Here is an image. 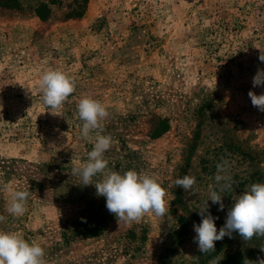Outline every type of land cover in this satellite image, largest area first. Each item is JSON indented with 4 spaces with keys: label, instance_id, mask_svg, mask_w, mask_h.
<instances>
[{
    "label": "rangeland",
    "instance_id": "rangeland-1",
    "mask_svg": "<svg viewBox=\"0 0 264 264\" xmlns=\"http://www.w3.org/2000/svg\"><path fill=\"white\" fill-rule=\"evenodd\" d=\"M60 1L45 20L31 8L0 10V231L40 244L47 264H223L239 247L264 258V238L233 233L206 254L193 241L222 157L236 184L223 211L208 201L218 231L235 196L264 183V112L248 96L264 93L252 85L264 69V0H88L79 18L67 17L74 0ZM49 69L75 79L59 115L41 102ZM86 96L109 113L108 169L156 178L165 216L118 224L95 186L72 174L95 140L80 136L77 104ZM185 175L196 177L194 193L174 186ZM4 185L30 193L24 215L5 211ZM95 210L105 215L102 235L66 240V228Z\"/></svg>",
    "mask_w": 264,
    "mask_h": 264
},
{
    "label": "clouds",
    "instance_id": "clouds-1",
    "mask_svg": "<svg viewBox=\"0 0 264 264\" xmlns=\"http://www.w3.org/2000/svg\"><path fill=\"white\" fill-rule=\"evenodd\" d=\"M259 60L264 62V50H260ZM252 85L254 88L264 87V69L257 70ZM38 88L42 104L54 114L75 92L76 84L75 79L65 72L49 69L42 73ZM248 96L252 105L264 112V93L257 95L250 90ZM77 116L82 121L81 139L88 140L94 134L95 140L92 150L87 153V160L74 166L72 174L80 178L83 186H95L96 195L106 198V208L114 214L118 224L120 221L138 222L148 213L165 216L168 212L167 192L156 178L135 170L121 174L108 169L105 153L111 148L113 140L110 135L102 134L103 121L109 116L106 106L86 96L77 104ZM230 168V162L222 157L216 164L214 182L208 185V199L198 210L201 222L193 226L196 233L193 241L202 254L216 251L215 242L225 236L232 238L233 233H238L245 242L253 237L264 238V183H253L245 188L243 194L236 195L224 225L217 230L215 220L218 217H213L208 211V201L218 204L220 211L225 209L223 197L234 192L233 185L236 184ZM97 176L100 178L93 183V178ZM195 185L196 177L190 175L174 181L175 187L187 193H194ZM3 190L8 197L5 211L13 218L24 215L30 193L10 185H4ZM5 220L6 217L0 215V222ZM260 251L264 252V246L260 247ZM44 256V248L35 241L30 243L16 232L0 231V264H47ZM220 261L219 257H214L208 264H220ZM243 264H264V258L258 257L255 261L245 258Z\"/></svg>",
    "mask_w": 264,
    "mask_h": 264
},
{
    "label": "trees",
    "instance_id": "trees-1",
    "mask_svg": "<svg viewBox=\"0 0 264 264\" xmlns=\"http://www.w3.org/2000/svg\"><path fill=\"white\" fill-rule=\"evenodd\" d=\"M87 1L88 0H74L73 3L69 5L70 8L74 7L67 13V17H81L85 12ZM29 3L33 5L34 0H0V10L23 11L27 8H31L35 16L45 20L51 15V6L61 5L63 2L60 0H39L33 6H29ZM168 128L169 126L164 124L163 128L159 130L160 134L166 132ZM1 214L2 212L0 211V215ZM106 214L108 218L114 217V214L110 212ZM104 218L105 215L101 210H95L86 216H80L78 221L71 225V227L66 228L69 235H63L66 237V240H70L77 235L80 237H99L106 228L105 224L103 225L101 223ZM254 253L255 252L251 249H242L239 247L234 252L224 255L222 261L223 264H243L245 258L255 261L257 256H254Z\"/></svg>",
    "mask_w": 264,
    "mask_h": 264
}]
</instances>
